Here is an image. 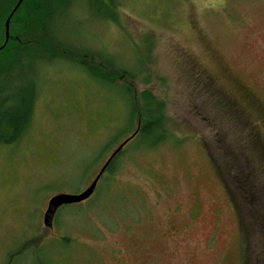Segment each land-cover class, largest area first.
<instances>
[{
	"label": "rangeland",
	"instance_id": "1",
	"mask_svg": "<svg viewBox=\"0 0 264 264\" xmlns=\"http://www.w3.org/2000/svg\"><path fill=\"white\" fill-rule=\"evenodd\" d=\"M49 20L62 58L32 53L0 77V110L38 87L28 128L0 145V264L19 248L9 264H264L263 148L249 141L264 139V0H54ZM99 60L163 103L169 135L125 143L95 203L48 228L49 198L86 188L129 136L123 89L86 72Z\"/></svg>",
	"mask_w": 264,
	"mask_h": 264
},
{
	"label": "trees",
	"instance_id": "2",
	"mask_svg": "<svg viewBox=\"0 0 264 264\" xmlns=\"http://www.w3.org/2000/svg\"><path fill=\"white\" fill-rule=\"evenodd\" d=\"M4 1H6V3ZM46 1H48L47 3H49L46 8L44 7L43 0H23L21 3H19L20 5L13 12L9 21L10 25L12 22L17 21L16 29H19V34L17 36L16 31V34H14V31L9 29V38L5 45H3L5 39L4 23L6 17L10 14L18 0H0V77L3 74L6 75L8 73L10 80V77H12L11 72H16L17 67L20 66V62H22L25 57H28V55H32V53H34L39 59H42L45 62L47 60L53 59L54 57L62 58V56L58 54L59 51L57 49V51H48L49 46H56V44L62 46L65 42L57 39L58 35L52 32L49 27V19L52 12L54 0ZM25 17L32 19L29 20V26L28 24H26ZM2 56H5V58H2ZM103 62L104 63L99 60L96 67H92L93 69H90L89 71H87L86 69L85 70L90 76L94 77L95 79H98L104 83L109 82L114 86L122 88L125 92V110L127 112L126 122H128V126L127 129H124L126 130L124 135L128 133L130 135L138 128L132 140L135 138L136 140L142 141L149 135L151 137L149 145L157 144L159 141L167 137L169 134L165 130V122L163 121V103L158 100V98L156 99V97H154L152 93L147 89L143 90L139 94H136L135 91L131 89L129 83H126V81L118 84V82L115 81V78H113L114 75H111L109 74V72H105V69L103 71L102 68H100L102 65H105L106 67L111 69L113 68V64H111V62L109 61L106 62L103 60ZM78 65L82 66V64ZM19 73L21 78H25L23 72L19 70ZM115 73L118 75L116 79H121L122 77L134 79L135 77L134 72L131 73L124 69H119ZM215 84L217 85V82ZM30 87L31 89H29V92L23 93L19 96V98L15 102L18 104L17 106L5 110H0V145H7L11 143L14 144L28 128L27 126H29L31 122L34 101L38 88L36 84H34V86L30 85ZM1 88L2 87L0 86V89ZM6 101H11V99L9 100V97H3L0 103H4ZM260 136L261 135L258 132H254L253 134L249 135V141L251 142V146L254 152L256 150V145H258V143L260 144L259 146L263 148V153L259 154L261 155V158H264V139L261 140ZM259 146L257 148H259ZM107 148H110V140L106 144L102 145L101 150H105ZM260 151L262 152L261 149ZM123 152L124 148L111 158L109 165L107 166L105 171L102 172L103 174L101 175L100 179L103 177L108 178L112 172L113 174L115 173ZM93 162H96V160ZM93 162L91 161L89 165L92 166ZM263 163L264 161L260 162L259 165L263 166ZM89 165L85 168L86 170L88 169ZM234 184H237L236 187L237 189H239V192H241L244 185L239 181H235ZM96 188L94 192H98V187ZM94 192L90 197H88L87 200H85L87 206H91L95 203V198L93 196L95 194ZM249 199H251V194L249 196ZM82 203L61 206L56 211V214L57 212L59 214V211L76 209L78 206L82 205ZM54 218L55 222L57 223L58 215H56ZM61 240L63 242H68L70 239L68 236H62ZM21 252L22 248L11 250L8 255L7 263H11V258L13 257L14 259V257L19 255Z\"/></svg>",
	"mask_w": 264,
	"mask_h": 264
},
{
	"label": "water",
	"instance_id": "3",
	"mask_svg": "<svg viewBox=\"0 0 264 264\" xmlns=\"http://www.w3.org/2000/svg\"><path fill=\"white\" fill-rule=\"evenodd\" d=\"M22 1L23 0H18V2H16L15 6L13 7L10 14L6 17V20L4 23L5 39H4L3 45H5V43L7 42L8 38H9V29L8 28L10 27V23H9L10 18L12 16L13 12L20 5L19 3H21ZM137 129L132 134H130L128 137H126L124 140H122V142L119 143L115 147V149L111 152V155L108 156V158L102 164V166L100 167V169L98 170V172L96 173V175L94 176L92 181L89 183V185H87L86 188H84L82 191L77 192V193H68V192L56 193V194L52 195L51 198H49V200L47 202L46 209L43 212V217H42V223L43 224L42 225H44L45 227L51 228L55 214H56V211L61 206L81 203V202L87 200L88 197H90L93 194V192L96 188V185H97L101 175L103 174L102 172H104L105 169L107 168V166L109 165L111 158L114 155H116L117 153H119L123 149V145L125 143H127L128 141H130L134 137Z\"/></svg>",
	"mask_w": 264,
	"mask_h": 264
}]
</instances>
